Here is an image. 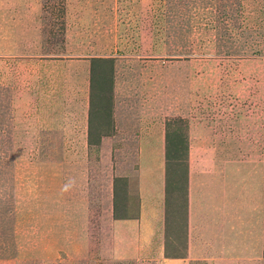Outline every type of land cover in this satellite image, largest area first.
<instances>
[{
  "label": "rangeland",
  "instance_id": "obj_1",
  "mask_svg": "<svg viewBox=\"0 0 264 264\" xmlns=\"http://www.w3.org/2000/svg\"><path fill=\"white\" fill-rule=\"evenodd\" d=\"M258 162L264 0H0V264H212L191 197Z\"/></svg>",
  "mask_w": 264,
  "mask_h": 264
},
{
  "label": "crops",
  "instance_id": "obj_2",
  "mask_svg": "<svg viewBox=\"0 0 264 264\" xmlns=\"http://www.w3.org/2000/svg\"><path fill=\"white\" fill-rule=\"evenodd\" d=\"M241 162H244L242 165L245 166L250 160H242ZM256 165L258 167L252 170L239 172L234 180H230V174L224 171L220 179L223 182L221 183L223 191L229 196L220 198L218 193L215 192L216 186L212 185L210 205L212 211L209 215L203 208L204 198L201 197L197 201L194 197H191L192 201L197 202L202 209V216L199 217L197 215L199 213L194 211L196 203H193L194 205H191L193 210L188 216L190 236L192 238L196 237L197 232L200 236L207 229L205 225H209L210 228L206 232L210 233V248L216 257V261L212 264H219V262L237 264L241 259H264V175L261 162ZM212 178H219V176L212 174ZM147 181L151 183L154 180L148 179ZM230 193L232 194L230 195ZM118 224L123 227H135L137 236L132 239H134L136 246L133 257H136L139 251L137 223H134L133 220H125L119 221ZM199 224L201 226L198 227ZM194 247L195 245L192 250ZM115 256L117 258H128L127 253L123 251ZM197 258L199 257L194 255L188 257L163 256L161 260L159 258L158 260L160 264H188L190 260H196Z\"/></svg>",
  "mask_w": 264,
  "mask_h": 264
}]
</instances>
